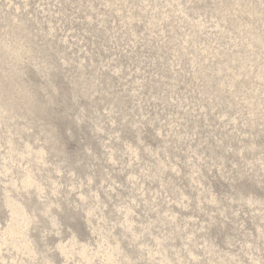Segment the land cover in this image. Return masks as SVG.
<instances>
[{
	"label": "rangeland",
	"instance_id": "rangeland-1",
	"mask_svg": "<svg viewBox=\"0 0 264 264\" xmlns=\"http://www.w3.org/2000/svg\"><path fill=\"white\" fill-rule=\"evenodd\" d=\"M0 264H264V0H0Z\"/></svg>",
	"mask_w": 264,
	"mask_h": 264
}]
</instances>
